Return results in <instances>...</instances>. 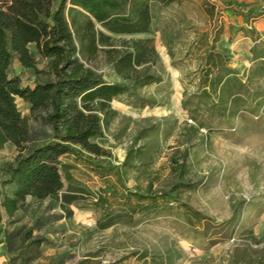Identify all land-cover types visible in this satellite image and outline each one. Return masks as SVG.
Segmentation results:
<instances>
[{
    "label": "rangeland",
    "instance_id": "1",
    "mask_svg": "<svg viewBox=\"0 0 264 264\" xmlns=\"http://www.w3.org/2000/svg\"><path fill=\"white\" fill-rule=\"evenodd\" d=\"M152 12L150 34L109 33L118 48L153 38L157 49L139 73L158 81L116 97L104 136L93 139L108 151L97 161L119 168L65 157V189L81 192L73 215L31 197L13 217L4 213L0 264H264V0H180ZM216 53L206 93L201 74ZM50 60L34 76L15 59L10 75L34 87L54 78ZM88 64L108 81L128 82L109 72L104 51ZM17 105L36 137L52 132L46 110L32 113L20 97ZM17 154L7 143L0 162ZM35 222L33 235L49 241L18 252Z\"/></svg>",
    "mask_w": 264,
    "mask_h": 264
},
{
    "label": "trees",
    "instance_id": "2",
    "mask_svg": "<svg viewBox=\"0 0 264 264\" xmlns=\"http://www.w3.org/2000/svg\"><path fill=\"white\" fill-rule=\"evenodd\" d=\"M177 1L0 0V150L7 143L18 150L13 160L0 162L4 176L0 183L12 187L11 192L0 190V219L4 213L13 217L24 209L28 197L55 201L65 216L71 217V205L81 192L65 189V180L72 179L70 164L64 159L69 155H84L99 168H119L97 161L108 151L93 139L104 136V124L116 97L159 78L139 73V67L157 58L153 38L128 40L118 48L111 34H150L153 4L168 6ZM100 51L111 64L109 72L128 82L108 81L88 64ZM218 55L221 53L209 56V66L201 74V88L206 93ZM46 58L51 59L53 79L39 80L31 87L23 84L20 76L10 75L16 59L21 68L39 76L42 70L38 65ZM231 73L216 77L215 82L225 84ZM17 97L30 104L32 113L48 112L45 119L50 134L43 138L34 135L28 118L18 108ZM191 99L184 101L187 109H191ZM134 193L140 199L147 197ZM183 213L192 219L188 210ZM36 223L25 231L18 252L49 241L33 235Z\"/></svg>",
    "mask_w": 264,
    "mask_h": 264
},
{
    "label": "crops",
    "instance_id": "3",
    "mask_svg": "<svg viewBox=\"0 0 264 264\" xmlns=\"http://www.w3.org/2000/svg\"><path fill=\"white\" fill-rule=\"evenodd\" d=\"M226 45H227V44H225V46H226ZM250 49H251V48H250ZM231 52H233V50H232ZM245 53H246V51H245V50H242V51H238V52H237V55L240 56V57H244ZM257 59H262V60H264V55L260 56V58H257ZM257 59H256V60H257ZM239 66H240V63H239Z\"/></svg>",
    "mask_w": 264,
    "mask_h": 264
}]
</instances>
